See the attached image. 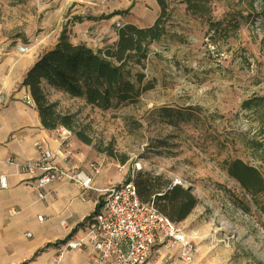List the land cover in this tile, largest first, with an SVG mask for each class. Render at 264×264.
<instances>
[{"label":"rangeland","instance_id":"1","mask_svg":"<svg viewBox=\"0 0 264 264\" xmlns=\"http://www.w3.org/2000/svg\"><path fill=\"white\" fill-rule=\"evenodd\" d=\"M170 10L165 34L141 66H130L131 80L142 74L139 86L148 87L135 103L100 110L47 88L48 101L89 141L69 131L59 149L67 162L99 166L111 184L137 167L191 188L197 204L178 226L199 236V264H264V193L245 192L223 165L238 159L264 180L250 147L264 142L259 118L241 109L264 96V0H216L205 18L180 2ZM158 13L155 0H0V48L26 45L39 57L64 34L104 50L118 28L149 27Z\"/></svg>","mask_w":264,"mask_h":264},{"label":"trees","instance_id":"2","mask_svg":"<svg viewBox=\"0 0 264 264\" xmlns=\"http://www.w3.org/2000/svg\"><path fill=\"white\" fill-rule=\"evenodd\" d=\"M213 1L216 0H155L159 13L151 26L123 25L116 30V42L104 50L94 51L84 44H72L61 34L54 46L37 58L21 81V86L27 89L33 100L42 128L52 131L63 127L74 132L84 143H89L75 132L73 117L60 114L56 103L48 101L43 86L81 98L86 105L100 110H107L115 103H135L148 87L139 86L142 74H136L134 82L131 80L130 66H141L147 58L149 46L165 34L171 3H183L191 15L205 18L210 14ZM126 13L127 10L114 12L99 19ZM241 109L258 116L264 138V96L244 101ZM250 147L264 169V142L253 141ZM257 151L259 154H255ZM223 165L227 175L245 192L252 196L264 193V180L257 169L238 159L224 161ZM132 183L141 202H152L160 214L175 224L184 221L197 204L190 191L141 170L136 172Z\"/></svg>","mask_w":264,"mask_h":264},{"label":"crops","instance_id":"3","mask_svg":"<svg viewBox=\"0 0 264 264\" xmlns=\"http://www.w3.org/2000/svg\"><path fill=\"white\" fill-rule=\"evenodd\" d=\"M18 46L21 45L0 48V175L6 177L7 183V188L0 189V264H50L55 247L81 229L95 210L98 196L91 193L82 203L76 187L54 182L46 189L45 197L38 199L28 177L16 175L11 166L1 163L7 159L19 163L35 160L37 142L53 152L57 162L64 165L67 158L53 130L42 128L35 106L30 107L22 99L28 93L21 86L22 78L38 57L34 50L18 53ZM47 88L43 86L44 91ZM110 184L102 175L95 179L96 188ZM89 255L87 248L71 250L64 255L62 264H86ZM147 264H164L163 254L153 255Z\"/></svg>","mask_w":264,"mask_h":264},{"label":"built area","instance_id":"4","mask_svg":"<svg viewBox=\"0 0 264 264\" xmlns=\"http://www.w3.org/2000/svg\"><path fill=\"white\" fill-rule=\"evenodd\" d=\"M30 51L26 45L17 47L20 54ZM2 99L0 92V103ZM22 99L34 107L29 93ZM53 132L61 144L70 134L63 127ZM34 147L37 157L33 161L19 163L7 159L1 163L11 166L16 175L28 177L38 199L45 197L46 189L54 182H66L76 187L82 203L91 193L98 196L93 213L83 222L81 229L55 247L50 264H62L68 251L83 248L90 252L86 264H147L153 255L158 257L160 254H163L164 264H199L200 238L197 233L185 232L160 214L152 202H141L132 183L134 171L123 182L99 189L95 186L99 166L90 163L81 167L67 161L63 165L42 142L35 143ZM135 171L140 168L136 167ZM5 188L6 177L0 175V189ZM61 226L66 228L63 222Z\"/></svg>","mask_w":264,"mask_h":264},{"label":"water","instance_id":"5","mask_svg":"<svg viewBox=\"0 0 264 264\" xmlns=\"http://www.w3.org/2000/svg\"><path fill=\"white\" fill-rule=\"evenodd\" d=\"M179 185V184H177ZM183 189L187 190V191H191L192 189L191 188H188V187H184Z\"/></svg>","mask_w":264,"mask_h":264},{"label":"bare ground","instance_id":"6","mask_svg":"<svg viewBox=\"0 0 264 264\" xmlns=\"http://www.w3.org/2000/svg\"><path fill=\"white\" fill-rule=\"evenodd\" d=\"M227 227L231 229V226L230 225H227Z\"/></svg>","mask_w":264,"mask_h":264}]
</instances>
